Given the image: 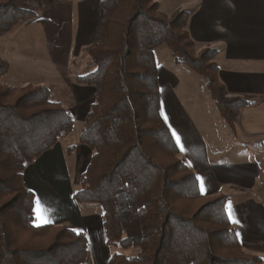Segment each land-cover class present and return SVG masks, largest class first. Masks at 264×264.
<instances>
[{
  "label": "trees",
  "instance_id": "1",
  "mask_svg": "<svg viewBox=\"0 0 264 264\" xmlns=\"http://www.w3.org/2000/svg\"><path fill=\"white\" fill-rule=\"evenodd\" d=\"M36 1L0 0V38L36 17ZM99 5L103 41L84 53L93 70L75 78L95 90L78 139L92 154L72 198L101 207L107 245L135 251L113 254L108 264H261L242 250L227 196L202 195L160 113L153 54L164 45L177 64L205 79L220 117L234 129L247 102L226 97L216 49L197 50L188 13L166 17L156 0ZM8 70L0 59V264H85L84 233L36 226L24 181L26 169L73 132L74 120L47 88L3 84Z\"/></svg>",
  "mask_w": 264,
  "mask_h": 264
},
{
  "label": "crops",
  "instance_id": "2",
  "mask_svg": "<svg viewBox=\"0 0 264 264\" xmlns=\"http://www.w3.org/2000/svg\"><path fill=\"white\" fill-rule=\"evenodd\" d=\"M100 1L37 0L36 17L0 38V59L9 64L2 83L47 88L74 120L73 132L29 166L24 181L34 195L35 225H62L84 233L90 264H108L114 254L110 250L114 246L106 244L100 206L72 198L92 154L78 139L95 98L94 88L76 84L75 78L91 72L84 53L103 41ZM156 1L166 17L188 13L186 30L196 49H216L218 79L226 97L247 102L234 117L232 141L259 158H208L204 146L210 141L208 130L176 113L175 101L166 90L171 76L157 70L160 113L179 157L196 175L202 195L227 196L226 214L242 250L264 264V0ZM33 28L35 33H29ZM42 47L49 50L41 51ZM69 147L73 151L67 154ZM119 250L124 256L134 254Z\"/></svg>",
  "mask_w": 264,
  "mask_h": 264
},
{
  "label": "rangeland",
  "instance_id": "3",
  "mask_svg": "<svg viewBox=\"0 0 264 264\" xmlns=\"http://www.w3.org/2000/svg\"><path fill=\"white\" fill-rule=\"evenodd\" d=\"M29 33H35L34 28L30 29ZM50 46L49 43V48ZM49 48L47 50L44 48L41 51H48ZM153 57L156 70L159 69V72H166L171 76V81L166 90H168L170 98L175 101L178 108L176 113L185 115L196 128L200 127L204 131L208 130L209 135L206 136V140L210 137V141L204 143L208 158L218 156L223 161H236L244 156L250 159L251 157L259 158L249 154V148L233 144L235 141V139L232 141L234 138L233 130L224 123L218 114L206 89V81L203 77H200L186 66L177 64L170 50L164 45L154 51ZM119 249V247L114 246L110 250L112 253L118 254L121 251ZM131 252L135 253L134 250H131Z\"/></svg>",
  "mask_w": 264,
  "mask_h": 264
},
{
  "label": "snow or ice",
  "instance_id": "4",
  "mask_svg": "<svg viewBox=\"0 0 264 264\" xmlns=\"http://www.w3.org/2000/svg\"><path fill=\"white\" fill-rule=\"evenodd\" d=\"M202 192H203V189H202ZM73 231H77L76 229H73Z\"/></svg>",
  "mask_w": 264,
  "mask_h": 264
}]
</instances>
